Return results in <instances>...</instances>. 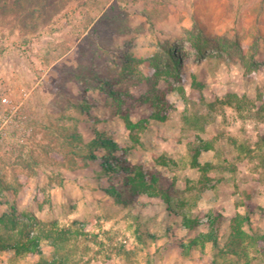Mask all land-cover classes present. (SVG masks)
<instances>
[{"label":"rangeland","instance_id":"rangeland-1","mask_svg":"<svg viewBox=\"0 0 264 264\" xmlns=\"http://www.w3.org/2000/svg\"><path fill=\"white\" fill-rule=\"evenodd\" d=\"M0 7V264H264V0Z\"/></svg>","mask_w":264,"mask_h":264},{"label":"trees","instance_id":"trees-1","mask_svg":"<svg viewBox=\"0 0 264 264\" xmlns=\"http://www.w3.org/2000/svg\"><path fill=\"white\" fill-rule=\"evenodd\" d=\"M3 5V3H2ZM1 5V6H2ZM1 8V7H0ZM176 62V60H175ZM259 96H262L260 94ZM237 98V97H236ZM239 102H241V99H238ZM126 124L130 129L135 128V123H133L131 120L126 119ZM200 153V150H196L195 155V163L197 162V156ZM138 175H141V171L137 172ZM166 201H168L167 197H163ZM250 220L248 215H241L238 214L236 217H234L231 221V234H230V246L232 247H241L244 243V241L250 237V235L244 230L245 224ZM186 224H189V221H186ZM19 225V224H18ZM3 226V229L5 230H14L17 226V223L12 220V213L11 214H4L0 217V228ZM26 225L23 226L22 229L19 230L20 236L17 239H12V235H3L0 230V253L6 252V251H13L14 254L17 257H25L30 255H41V248H40V236L31 235L29 231H25ZM50 237L53 236L54 243H62L68 240L70 234L67 236L65 232L50 230ZM8 232V231H7ZM201 238V237H200ZM203 238V237H202ZM209 238V237H205ZM199 239L191 240L188 245H186L187 248H191L193 246L198 245ZM204 240L202 239L201 244H204ZM258 242V241H257ZM58 245V244H56ZM60 246V245H58ZM62 248L63 247H59ZM217 257L218 255L215 254L214 261L212 264H218L217 263ZM68 260V257L65 255L64 258H62L61 262L54 260L51 263L49 260L40 258L33 264H60L63 260ZM219 264H227V263H219Z\"/></svg>","mask_w":264,"mask_h":264},{"label":"crops","instance_id":"crops-1","mask_svg":"<svg viewBox=\"0 0 264 264\" xmlns=\"http://www.w3.org/2000/svg\"><path fill=\"white\" fill-rule=\"evenodd\" d=\"M5 205L6 203H3V205L0 206V217L6 212Z\"/></svg>","mask_w":264,"mask_h":264}]
</instances>
